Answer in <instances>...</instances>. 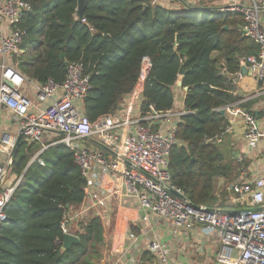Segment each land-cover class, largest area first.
<instances>
[{
  "label": "trees",
  "instance_id": "1",
  "mask_svg": "<svg viewBox=\"0 0 264 264\" xmlns=\"http://www.w3.org/2000/svg\"><path fill=\"white\" fill-rule=\"evenodd\" d=\"M24 1L30 9L15 25L23 32V53L10 55V65L31 81L62 83L67 65L82 62L90 85L83 110L91 122L117 112L138 82L143 85V111L150 105L170 110L181 79L178 87L188 88L186 113L177 123L169 152L172 184L192 204L212 205L218 199L215 179L229 178L223 192L227 200L237 163L225 161L220 146L204 139L227 125L218 109L242 99L232 94L230 78L240 70L239 56L258 52L239 31L240 13H220L202 4L179 10L149 0H87L79 20L77 0ZM241 105L253 114L247 100ZM40 147L21 140L14 148L11 172L22 179L0 224V264H94L103 239L96 217L78 233L80 242L62 249L65 206L86 197L79 167L71 150L56 144L40 154L43 165L33 161L26 168Z\"/></svg>",
  "mask_w": 264,
  "mask_h": 264
},
{
  "label": "built area",
  "instance_id": "2",
  "mask_svg": "<svg viewBox=\"0 0 264 264\" xmlns=\"http://www.w3.org/2000/svg\"><path fill=\"white\" fill-rule=\"evenodd\" d=\"M169 1L185 7L189 4V0ZM29 9L24 0H0V118L1 109L6 108L12 113L11 121L18 125L15 134L0 132V224L5 220L4 209L22 179V174L10 179L13 151L21 134V140L27 144L41 146L30 162L43 165L40 154L50 146L64 144L71 150L84 179L86 197L82 203L65 208L60 222L62 235L78 236L79 223L84 225L92 216L102 214L110 199H133L145 214H155L170 222L173 232L197 225L205 235L217 237L219 264H264V174L235 182L231 198L236 206L233 212L217 204L195 205L172 192L184 194L172 184L168 165L169 152L176 142L177 123L186 111H157L152 105L141 110L143 87L136 88L142 86L138 82L123 108L91 122L83 110L90 85L82 62L67 65L62 83L52 79L37 83L34 98L21 92L23 84L32 81L10 65L8 57L23 51L20 48L23 32L15 25ZM263 10L264 0L232 1L215 10L240 13L241 35L258 46L256 54L239 56L240 70L230 75L233 86L242 78V68L264 81V27L260 17ZM4 23L5 33L1 30ZM243 100L222 107L229 116V124L220 134L205 138L204 143H220L223 135L231 132V125L240 122L247 148L257 147L258 122L242 107ZM251 207L259 209L243 211ZM117 233L119 242L123 236L130 235ZM148 250L159 264H170L168 248L162 241L151 240Z\"/></svg>",
  "mask_w": 264,
  "mask_h": 264
},
{
  "label": "crops",
  "instance_id": "3",
  "mask_svg": "<svg viewBox=\"0 0 264 264\" xmlns=\"http://www.w3.org/2000/svg\"><path fill=\"white\" fill-rule=\"evenodd\" d=\"M149 1L151 4L166 8L179 10L186 8L183 4L179 5L169 0ZM228 1L214 0L207 4L206 2L203 3V0H189V4L191 7L202 4L208 8H212V10H216L220 6L238 0ZM259 1L257 0V2ZM156 2L158 3L156 4ZM260 17L264 27V10L261 12ZM1 30L3 33L7 31L5 23L2 25ZM22 53L23 51L19 54ZM34 82L26 81L21 87V92L34 98L38 86L36 85L37 82ZM174 92V104L171 111H186L184 109V88L180 89L177 86ZM232 94L238 95L249 102L250 110L258 122L260 141L255 149H248L243 138V126L240 122H235L231 125V132L223 135L222 141L217 144L219 146L222 144L226 146L225 150L228 155L223 152L225 161L233 159L238 166V173L231 184V188L240 179L252 177L258 173L264 174V81L256 79L246 70L242 78L234 86ZM128 95L123 98L121 108L126 103ZM11 116V111L6 108L1 109L0 132L8 131L12 134L16 133L18 125L11 121ZM224 117L228 125L229 116L226 111ZM170 119L174 121V118ZM87 145L91 146L89 142ZM31 163L29 161L26 168ZM229 190L230 193L226 201L217 200L213 204H217L223 210L236 209V206L231 203L233 191L230 188ZM92 217L99 219L103 237L102 241L98 244L97 255L92 259L94 264H159L155 255L148 250V243L154 239L162 241L167 246L170 264H219L216 261V254L220 249L217 237L205 235L200 231V226L197 225L193 229L178 228L173 232L170 222L168 223L160 219L155 214H145L142 212L137 200L112 198L106 204L102 214ZM84 225L79 223L80 231ZM117 232L122 233V235L125 232H129L130 235L123 236L119 242L116 239ZM135 237L136 239L132 240Z\"/></svg>",
  "mask_w": 264,
  "mask_h": 264
},
{
  "label": "water",
  "instance_id": "4",
  "mask_svg": "<svg viewBox=\"0 0 264 264\" xmlns=\"http://www.w3.org/2000/svg\"><path fill=\"white\" fill-rule=\"evenodd\" d=\"M87 3V0H77V7H76V12H75V15L76 17L79 19V20H82L83 18V10L85 8V5ZM224 29H227V26H224ZM243 73H245L246 71V68H242L241 69ZM179 74L182 75L184 74V69L183 67L180 68L179 70ZM177 86H181V79H179L177 81ZM142 86L141 85H137L136 88H141ZM184 90L186 91L188 88L187 87H183ZM218 112L219 114H221L222 116L225 115V109L224 108H220L218 109ZM21 141V134H18L17 136V140H16V145ZM174 194L180 196V197H183V198H186L184 194L182 193H178L176 192L175 190L172 191ZM68 205H66L67 207ZM256 209H259L257 207H251V208H247L243 211L245 212H250V211H255ZM227 212H233V210H225ZM80 242V239L78 236H75V235H72V234H64L63 235V239H62V249H67L69 248L73 243H78Z\"/></svg>",
  "mask_w": 264,
  "mask_h": 264
},
{
  "label": "rangeland",
  "instance_id": "5",
  "mask_svg": "<svg viewBox=\"0 0 264 264\" xmlns=\"http://www.w3.org/2000/svg\"><path fill=\"white\" fill-rule=\"evenodd\" d=\"M214 0H203V3L206 2L207 4L211 3ZM230 1V0H229ZM228 1V2H229ZM239 1V0H238ZM227 3V2H226ZM181 3H179L180 5ZM226 146L224 144L220 145V150L222 152H225L226 154V150H225ZM228 155V154H226ZM31 160V157L29 159V161ZM28 161V162H29ZM10 179H13L16 175L14 173H10ZM229 183H231V181L229 180V178H223V177H217L214 181V193L218 196L217 200L223 201L225 199L226 196H223V192L225 190H227ZM216 200V201H217ZM223 203V202H222Z\"/></svg>",
  "mask_w": 264,
  "mask_h": 264
}]
</instances>
